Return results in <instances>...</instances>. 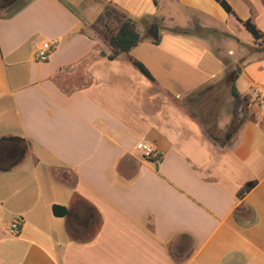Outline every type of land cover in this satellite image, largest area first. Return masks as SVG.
<instances>
[{
    "label": "crops",
    "instance_id": "obj_1",
    "mask_svg": "<svg viewBox=\"0 0 264 264\" xmlns=\"http://www.w3.org/2000/svg\"><path fill=\"white\" fill-rule=\"evenodd\" d=\"M225 1L233 14L214 0L0 6V264H264V52L240 22L264 34V0ZM110 10L141 37L113 60L91 28ZM240 60L247 119L220 148L182 100Z\"/></svg>",
    "mask_w": 264,
    "mask_h": 264
},
{
    "label": "trees",
    "instance_id": "obj_2",
    "mask_svg": "<svg viewBox=\"0 0 264 264\" xmlns=\"http://www.w3.org/2000/svg\"><path fill=\"white\" fill-rule=\"evenodd\" d=\"M214 1L217 2L226 13L233 14L230 5L225 0ZM103 20H111L118 23L112 32H103L95 28V25L91 26L96 34L110 46L111 52L108 55V59L113 60L120 54L128 53L140 42L141 37L136 30L135 22L126 17L125 14L116 10L105 11L104 14L97 19L96 23L102 22ZM240 22L244 29L252 36L254 41L258 42V45H263L261 48H255L254 51H264V34L257 29L250 20ZM158 41L159 38L154 39V43H158ZM130 61L145 77L153 80L150 72L140 61L133 58H130ZM241 61L242 60L238 62L237 67H226V70L220 78L203 84L187 94L182 100L183 106H185L188 112L199 121L206 137L220 148H226L232 143L233 138L247 119L249 100L247 97L242 96L235 87V81L241 72ZM220 98L222 101L230 99L228 113L231 119L224 130L219 129L217 126L220 116L219 109L220 106H223L222 101H220V106L216 105ZM210 103L213 105L209 106ZM159 157L160 156H157V158ZM56 176L58 178L61 177L59 171L56 172ZM250 184L253 185V183ZM249 188L250 187L245 186L240 189L237 193L238 198H242ZM82 205H85V202L77 195H73L71 210L81 207ZM238 210L239 209H237V211ZM51 211L56 217H65L69 214L68 208L57 204L52 205ZM92 222L93 221H89L88 225H92ZM69 229L73 231L71 225Z\"/></svg>",
    "mask_w": 264,
    "mask_h": 264
},
{
    "label": "built area",
    "instance_id": "obj_3",
    "mask_svg": "<svg viewBox=\"0 0 264 264\" xmlns=\"http://www.w3.org/2000/svg\"><path fill=\"white\" fill-rule=\"evenodd\" d=\"M54 47H55V44L51 42H48V41L42 42L35 51V60L38 62L47 61ZM136 149L146 156H149L154 159L157 158V155L154 153L153 149L147 144H145V142L143 141H140L137 143ZM12 230L13 231L18 230L17 223L12 224Z\"/></svg>",
    "mask_w": 264,
    "mask_h": 264
},
{
    "label": "rangeland",
    "instance_id": "obj_4",
    "mask_svg": "<svg viewBox=\"0 0 264 264\" xmlns=\"http://www.w3.org/2000/svg\"><path fill=\"white\" fill-rule=\"evenodd\" d=\"M94 25H95V28H97L98 30H103V32H112L114 30V22L111 21V20H108V21L103 20L102 22H97V23L95 22ZM261 47H263V45H257L256 48H261ZM262 52H264V51H262ZM241 83H243V80L242 79H239V84H241ZM70 84H71V82H70ZM220 101H222L221 98L218 100V102L216 103V105H219L220 106ZM222 102H223V106H220V109L219 110H220L221 113H223L224 115H226V113L228 112V110L230 108V105H229V102L226 101V100L225 101H222ZM211 105H213V104L210 103L209 106H211ZM228 118L231 119V116H229ZM227 125L224 127V129L227 127ZM94 221L96 223V221H98V219L95 217V220Z\"/></svg>",
    "mask_w": 264,
    "mask_h": 264
},
{
    "label": "flooded vegetation",
    "instance_id": "obj_5",
    "mask_svg": "<svg viewBox=\"0 0 264 264\" xmlns=\"http://www.w3.org/2000/svg\"><path fill=\"white\" fill-rule=\"evenodd\" d=\"M22 0H0V6H15V5H17L19 2H21ZM82 221H84V218L80 221V222H82ZM79 221H74V223H73V227H76L77 226V224H79L80 223ZM77 228V227H76Z\"/></svg>",
    "mask_w": 264,
    "mask_h": 264
},
{
    "label": "water",
    "instance_id": "obj_6",
    "mask_svg": "<svg viewBox=\"0 0 264 264\" xmlns=\"http://www.w3.org/2000/svg\"><path fill=\"white\" fill-rule=\"evenodd\" d=\"M156 31H157V29H156V26L154 25V26L152 27V33H153V36H154V37L157 36ZM247 186L250 187L251 184L249 183V184H247Z\"/></svg>",
    "mask_w": 264,
    "mask_h": 264
}]
</instances>
